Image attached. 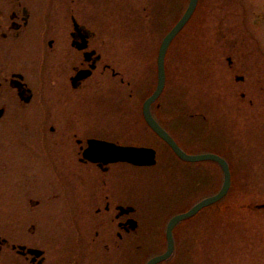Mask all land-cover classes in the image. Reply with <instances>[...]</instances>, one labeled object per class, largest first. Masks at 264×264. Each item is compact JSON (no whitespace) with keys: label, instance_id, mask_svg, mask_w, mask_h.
<instances>
[{"label":"rangeland","instance_id":"1","mask_svg":"<svg viewBox=\"0 0 264 264\" xmlns=\"http://www.w3.org/2000/svg\"><path fill=\"white\" fill-rule=\"evenodd\" d=\"M143 3L146 8L142 13V5L137 4L131 7L132 13L127 11V15L115 20L114 42L108 50L112 48L123 74L102 77L93 88L84 90L77 105L65 110L72 121L68 119V125L82 122L79 133L83 137L91 135L159 148L160 156L154 166L114 168L115 184L127 188L131 200L139 198L148 206L146 213L140 214V228L124 264H145L164 253L168 247L167 222L216 194L224 182L219 165L202 161L192 166L193 163L183 161L157 137L143 117V101L157 85L160 40L189 0H144ZM196 7L191 22L184 30L186 24L180 29L182 32L169 48L167 81L151 104L186 150L217 149L226 154L232 167V186L221 197V209L215 208L216 200L204 205L214 208L207 217L200 214L193 218L196 211L188 217L189 221H184L188 219L185 218L176 223V247L170 256L156 264H264L261 224L251 223L248 211L242 210L239 215V209L229 207L240 195L242 200L251 196L258 169L259 178L264 174V89L251 73L245 80H238L227 69V55L240 40L247 45L250 60L263 63L264 70V0H198ZM144 12L151 17L149 28L141 22ZM260 77L264 82V76ZM3 136L6 139L2 148L21 151L16 161V156L6 154L4 149L3 166L18 163L34 169L25 168L17 173L2 171L0 211L8 216L4 222L27 227L34 220L36 227L48 228L58 239L65 238L69 263L81 262L78 253L85 250L75 236V217L71 219L67 212V217L62 216L61 205L64 196L76 201L79 194L75 186L80 179L74 181V175L65 171L43 170L48 163L58 162V156L36 151L32 156L25 144L26 135ZM75 158L77 163V155ZM71 159L66 156V164L72 163ZM88 168L84 190H89L96 180L95 168ZM13 175L29 177L16 181ZM32 175L37 176L35 186L45 189L39 206H33L26 194L32 185L28 182ZM64 229L72 230L71 237L64 236ZM95 248H99L94 253L99 255L94 259L98 264L110 262L107 253L99 246Z\"/></svg>","mask_w":264,"mask_h":264},{"label":"flooded vegetation","instance_id":"2","mask_svg":"<svg viewBox=\"0 0 264 264\" xmlns=\"http://www.w3.org/2000/svg\"><path fill=\"white\" fill-rule=\"evenodd\" d=\"M143 1L0 0V182L2 181V171L17 173L20 170H26L25 168L31 170L26 165L18 163L5 164L6 168H3L4 149L7 151L6 154L16 156V161H18L17 156L21 152L14 147L2 148V141L6 139L3 135L9 136L13 133L17 134V137L26 135L25 144L30 147L32 156H35L34 151L41 155H57L58 162L48 163L42 169L65 171L74 175V181L76 178L80 179L81 182L75 186L79 194L76 201L72 197L65 199L64 196L61 205L64 210L62 216L67 217V212L71 219L75 217V236L80 247L85 250L78 253V259L81 262L69 263L64 237L58 239L57 235L48 228L36 227L37 222L34 220L30 221L27 227L26 225H22V227L10 225L4 222V219L8 218L7 213L0 211V264H82V262L89 261H91L89 264H98L94 260L99 256L94 255L99 250V248H95L96 246L107 253L110 259V262L102 264H119L121 260L124 264L134 235L140 228V214H145L148 206L142 204L143 200L139 198L131 200L129 190L115 184L114 168L129 169V167L140 168L154 165L139 166L128 161L105 162V156L102 153L89 148L91 139L108 140L120 145L130 143L91 135L83 137L79 133L82 122L68 125L70 118H67L65 110L70 106L77 105L82 94L86 92L84 90L89 86L93 88L95 84L102 81V77L108 78L123 74L120 64L112 53V48L110 51L108 50V47L114 42L115 20L119 19L122 14L127 15V11L132 13L131 7L137 4L142 5V13L146 8ZM175 1L177 2V0ZM197 10L196 7L182 30L189 25ZM182 14L177 16L160 40L157 51V75L162 41ZM130 15L128 14L129 17ZM142 19L141 22H144L145 28H149L151 22L149 13L144 12ZM182 30L172 38L166 49L164 59L166 81L168 76L166 57L169 48ZM238 42L235 50L230 51L227 55V69L231 74L236 75L238 80H245L246 76L251 73L258 82L262 83L260 85L264 89V82L260 81L262 79L260 76H264L263 63L258 61L255 63L253 58L250 60L247 45L243 41L238 40ZM155 103L158 107L159 101ZM150 109L155 119L174 137L186 153L192 155L214 153L228 162L231 171V184L227 192L229 193L233 176L231 163L225 156L226 154L217 149L186 150L171 128L158 116L152 104ZM147 125L150 127L148 123ZM151 130L155 132L152 128ZM155 134L172 149L176 156L183 161L193 163L192 166L202 161H212L219 165L224 180V171L218 161L210 159L185 160L158 133L155 132ZM133 145L153 147L156 150L155 164L157 163L160 156L158 147L136 143ZM17 150L18 153H15ZM76 155L77 163H75ZM66 156L72 158V163L66 164ZM80 164L87 169L84 170ZM88 167L95 168L96 180L90 184L89 190H84L87 189V181L84 178L90 169ZM39 169H41L40 166ZM31 171L34 169L32 168ZM260 171L258 169L255 182L253 181L251 185V196L242 200L240 195L241 199L230 202L229 207L239 209V215L242 210L248 211L247 213L252 217L251 223L255 221L258 226L261 224L259 226L262 227L260 235H264V174L259 178ZM32 176L28 181L32 185L26 194L29 195V202L33 206H39L43 203L45 189L35 186L37 176ZM27 177L29 176L13 175L12 179L16 178L17 181ZM18 188L20 189V187ZM241 191L240 189V194ZM16 192L20 191L16 190ZM221 199L219 198L215 202V208H222ZM192 207L188 209L190 210ZM204 207H201L192 217L200 214H205L207 217L214 209L210 206ZM187 220L190 219L184 221ZM167 224L166 246L168 244ZM177 225L172 230L175 247ZM64 230V236L71 237L72 230ZM136 241L137 239L133 241V244ZM113 260L117 262L115 261V263Z\"/></svg>","mask_w":264,"mask_h":264},{"label":"water","instance_id":"3","mask_svg":"<svg viewBox=\"0 0 264 264\" xmlns=\"http://www.w3.org/2000/svg\"><path fill=\"white\" fill-rule=\"evenodd\" d=\"M197 4V0H190V3L182 16V18L179 20V22L174 26V28L167 34V36L164 38L159 58H158V82L156 89L152 93V95L146 100L145 108H144V115L148 122V124L162 137L164 138L176 151V153L181 156L185 160L190 161H196L200 159H212L218 161L224 169L225 172V181L224 185L221 189V191L213 196L207 197L204 200H202L200 203H198L195 207H193L188 212L179 214L174 216L169 224H168V238H169V246L166 252L156 255L152 257L147 264H156L157 262L166 259L173 251V238H172V228L173 226L180 220L189 217L194 212H196L199 208H201L204 205L210 204L216 200H218L220 197L226 194L228 187L230 185V169L228 166V163L225 159L220 157L217 154L214 153H205V154H188L182 148L177 144V142L174 140V138L170 135V133L164 129L158 121L152 116L150 112V103L154 101L162 92L164 85H165V70H164V55L166 48L168 47L171 39L177 34V32L184 26V24L188 21L190 16L192 15L195 7ZM92 148L96 149L99 153L102 154H108L109 158H105L104 161H117V160H127L132 163L138 164V165H144V164H151L154 162V153L153 150L151 151L148 148L143 147H135V146H117L110 142H101L97 140L92 141Z\"/></svg>","mask_w":264,"mask_h":264},{"label":"bare ground","instance_id":"4","mask_svg":"<svg viewBox=\"0 0 264 264\" xmlns=\"http://www.w3.org/2000/svg\"><path fill=\"white\" fill-rule=\"evenodd\" d=\"M228 191V190H227Z\"/></svg>","mask_w":264,"mask_h":264}]
</instances>
